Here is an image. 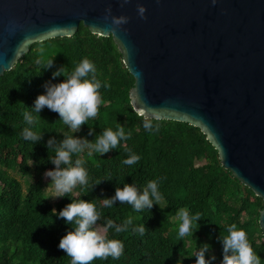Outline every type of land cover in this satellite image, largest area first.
<instances>
[{
    "label": "trees",
    "instance_id": "trees-1",
    "mask_svg": "<svg viewBox=\"0 0 264 264\" xmlns=\"http://www.w3.org/2000/svg\"><path fill=\"white\" fill-rule=\"evenodd\" d=\"M43 49V52L40 50ZM53 58V67L45 63ZM87 58L96 68L101 82L103 103L94 119L81 126L74 137L94 142L106 128L117 125L131 133L110 152L100 155L88 151L73 155L85 161L89 185L77 186L63 198L50 201L45 193L46 171L54 169L50 160L54 152L46 147L55 137L59 142L71 134L59 121L57 113L44 108L37 113L32 130L43 138L32 143L23 139L22 131L30 127L24 112L34 108L38 95L44 94L47 81L59 83L63 76L52 80V73L61 66L68 71ZM41 60L37 64V60ZM91 73L89 78H91ZM107 82L110 87L105 89ZM133 80L124 69L120 55L110 37L92 35L81 25L71 37L55 38L28 47L10 71L0 77V264H70V258L58 248L60 239L74 225H68L58 214L65 205L84 200L96 204L103 218L122 223L131 217L133 226L144 225L145 235L133 233L131 226L120 234L109 230L110 239L124 244L118 260H94L92 264H196L195 251L210 245L205 259L215 256L213 264L222 260L220 235L236 224L246 232L254 252L264 264V245L257 225L261 200L220 167L216 152L197 128L185 123L153 120L159 131H146L143 118L131 109L128 92ZM34 116L36 114L32 113ZM94 135L89 136V129ZM127 149L141 159L131 166L122 163L128 158ZM17 175L22 182L17 179ZM164 178V179H160ZM157 180L163 200L150 210L136 212L131 205L118 201L104 208L99 199L111 198L116 187L135 184L141 191L148 181ZM101 181L98 185L96 182ZM94 185V186H92ZM187 207L190 215L201 214L193 227V236L179 238L176 212Z\"/></svg>",
    "mask_w": 264,
    "mask_h": 264
},
{
    "label": "water",
    "instance_id": "water-1",
    "mask_svg": "<svg viewBox=\"0 0 264 264\" xmlns=\"http://www.w3.org/2000/svg\"><path fill=\"white\" fill-rule=\"evenodd\" d=\"M108 7L129 18L109 37L133 80L132 111L199 130L220 167L261 200L264 245V0H0V77L34 43L79 25L107 30Z\"/></svg>",
    "mask_w": 264,
    "mask_h": 264
},
{
    "label": "clouds",
    "instance_id": "clouds-1",
    "mask_svg": "<svg viewBox=\"0 0 264 264\" xmlns=\"http://www.w3.org/2000/svg\"><path fill=\"white\" fill-rule=\"evenodd\" d=\"M129 0H120V6L123 7ZM104 21H110L107 30L101 29L95 25L90 26L94 35L101 34L105 37L114 36L122 30V26L127 24L129 18L126 16H113L111 7L106 8ZM137 14L141 19H145L146 9L142 5H137ZM126 32V30H123ZM119 43V41H117ZM43 52V49L40 50ZM54 57L48 59L45 63V69L53 67ZM37 64L41 60L36 61ZM91 78H89V74ZM96 68L87 58L80 61L72 71H68L61 66L52 73V80L63 76L64 80L59 83L47 81L44 83V94L38 95L34 101V108L31 111H25L24 121L30 127H25L22 131L23 139L32 143H37L43 138V134H37L31 126L37 123V113L44 108L55 112L59 116V121L67 126L71 134H65L59 142L55 137L50 138L46 147L54 152L50 163L55 167L44 173L45 178H50V184L46 189L52 192V198H63L71 193L77 186L82 188L89 185L88 172L83 167L85 161L77 158L73 161V155H79L88 151V155L99 153L106 154L115 149L120 142L130 139L131 133H125V128L117 125V130L106 128L102 133L95 137L94 142L88 141L83 137H74L73 133H78L81 126L87 124L90 119H94L103 103L100 93L101 82L96 79ZM105 89L110 85L105 82ZM35 113L34 116L32 113ZM137 114L143 118V127L146 131H159V126H154L152 121L155 119V113L149 115L143 109L137 108ZM39 117V116H38ZM88 135H94L91 128ZM128 158L123 160L125 165H133L139 162L141 157L127 149ZM164 179V178H160ZM101 181L96 182L98 185ZM92 185V186H94ZM163 200V196L158 188V181H148L141 191L135 184H124L122 188L116 187L115 193L111 198L99 199L104 208H111L118 201L120 204L131 205L136 212L150 210L154 204L158 205ZM53 215H58L68 225H74L60 239L58 248L66 253L70 258V264H92L94 260H107L111 257L118 260L124 253V244L119 239H110L109 230L120 234L127 232L131 226L133 233L145 235L144 225L133 226L131 217L125 219L122 223H116L111 218H103L102 213L98 211L96 204L84 200L73 201L62 208L57 214L53 210ZM178 224V236L184 238L193 236L194 223L198 228L197 221L201 220V214L190 215L187 207H181L176 212ZM226 235H220L218 242L222 244V260L220 264H261L260 258L254 252L247 234L244 230L238 229L236 224H231L226 229ZM210 251V245L203 244L195 251L196 264H213L216 257L210 256L205 259V254Z\"/></svg>",
    "mask_w": 264,
    "mask_h": 264
},
{
    "label": "rangeland",
    "instance_id": "rangeland-1",
    "mask_svg": "<svg viewBox=\"0 0 264 264\" xmlns=\"http://www.w3.org/2000/svg\"><path fill=\"white\" fill-rule=\"evenodd\" d=\"M17 179L20 180L22 182V179H20V177L17 175ZM46 181V185H45V193L46 195L49 197L50 201L54 202L56 201L58 198H52V192L49 189H46L47 186L50 184V178H45ZM172 221H178L176 218H173Z\"/></svg>",
    "mask_w": 264,
    "mask_h": 264
}]
</instances>
